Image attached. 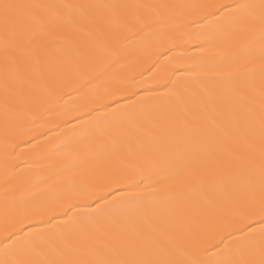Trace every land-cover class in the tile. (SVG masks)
Listing matches in <instances>:
<instances>
[{"label":"snow or ice","instance_id":"1","mask_svg":"<svg viewBox=\"0 0 264 264\" xmlns=\"http://www.w3.org/2000/svg\"><path fill=\"white\" fill-rule=\"evenodd\" d=\"M0 136V264H264V0H0Z\"/></svg>","mask_w":264,"mask_h":264},{"label":"bare ground","instance_id":"2","mask_svg":"<svg viewBox=\"0 0 264 264\" xmlns=\"http://www.w3.org/2000/svg\"><path fill=\"white\" fill-rule=\"evenodd\" d=\"M16 2H27V0H16ZM120 2H148V3H194V2H203V0H120ZM215 2L223 3L228 2V0H215ZM176 55L179 54V50ZM130 59L135 60L136 56L133 55L130 57ZM187 63V61H185ZM102 64V62H101ZM98 66H101L98 64ZM119 68L118 66H114L113 69H109L107 73H105L104 77H101L100 81L94 80L92 82V85L96 86L97 88H100L102 91L101 83L103 79L108 77H115L119 76ZM92 86H87L85 90L88 88H91ZM74 107L69 101L68 108ZM63 111V109H61ZM76 113L69 112L68 116L64 117L65 119H68L71 121V125L75 126L77 124V121L73 118ZM83 119H88V117H83ZM60 121L57 119L56 114H52L50 117V121L45 128L38 129L34 134L39 137V143L36 141H33V143L36 145L34 148L30 145L22 144L20 148L17 149V152L20 153V160L21 161H28L32 165V171L34 173H39L45 166L51 165L53 161L51 160H45V159H39L45 152L49 151L51 148H53L57 143H59L61 137H63L69 128V125H63L61 128H56V124ZM40 133H44V135H40ZM2 136H0V174L3 172L4 168V161L2 158Z\"/></svg>","mask_w":264,"mask_h":264}]
</instances>
